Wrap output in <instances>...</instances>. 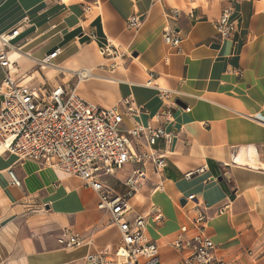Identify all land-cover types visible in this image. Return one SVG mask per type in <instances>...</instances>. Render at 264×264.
<instances>
[{"label":"crops","instance_id":"1","mask_svg":"<svg viewBox=\"0 0 264 264\" xmlns=\"http://www.w3.org/2000/svg\"><path fill=\"white\" fill-rule=\"evenodd\" d=\"M230 5V0H0V34L20 30L11 52L16 64L9 70L0 66V83L9 71L38 89L39 102L49 101L59 85L75 88L100 107L118 106L122 132L148 124L173 132L165 167L147 162V180L128 197L124 216L131 223L144 216L148 237L159 245L158 264H184L189 250L172 243L183 226L186 236L196 234L201 214L219 258L264 264V0H238L231 13L236 30L222 37L216 26ZM134 14L141 24L130 28L127 20ZM166 32L181 37L178 47L166 43ZM113 43L119 54H102ZM56 49L58 56L40 66ZM158 87L169 90L167 101ZM124 99L144 109L131 114ZM166 109L172 119H158ZM251 150L262 165L245 163ZM136 166L118 170L108 187L126 195L125 182ZM10 170L20 186L12 183ZM99 203L98 192L83 178L0 153V264H86L99 252L114 258L121 233ZM155 210L163 213L161 221H155ZM64 233L84 242L66 247L59 241Z\"/></svg>","mask_w":264,"mask_h":264},{"label":"built area","instance_id":"2","mask_svg":"<svg viewBox=\"0 0 264 264\" xmlns=\"http://www.w3.org/2000/svg\"><path fill=\"white\" fill-rule=\"evenodd\" d=\"M237 1L230 0V7L224 10L217 23L216 30L222 37H228L236 30L231 13ZM127 24L137 28L141 20L134 14ZM19 33V28H15L0 34L2 68L9 70L16 64L11 52L16 49L13 41ZM181 40L175 32L165 34L166 43L174 47H178ZM101 52L108 56L119 54L114 44L103 47ZM59 53L60 49H56L41 60L40 66L49 65ZM147 85L154 86V81L149 80ZM157 89L161 100L167 101L169 90ZM0 96L1 153L15 155L18 160L43 161L66 175L83 178L98 192L99 208L108 210L118 225L122 243L114 252V258L109 259L107 253L99 252L89 257L86 264H158L159 245L148 237L144 216H138L134 223L125 220L124 216L130 210L128 197L139 191L147 180V162L151 160L158 169L165 167L173 132L151 124L137 125L122 132L123 115L118 106L100 107L79 96L75 88L66 89L62 85L51 92L49 101L39 102L38 89L14 78L9 71L0 83ZM123 104L127 112L135 115L144 109L128 99H124ZM157 118L170 121L172 113L166 109ZM142 137L145 142L140 141ZM129 164L137 165L125 182L129 190L126 195L117 194L108 187V180ZM9 174L12 183L20 186L21 182L11 170ZM191 175L186 176L190 178ZM224 210L222 207L220 212ZM153 217L155 221H161L163 213L155 210ZM195 222L196 234L186 236L188 227L183 226L182 234L172 243L178 250H189L184 264H228L216 255V244L205 231L206 216L201 214ZM59 241L66 247L80 246L84 242L81 237L66 233Z\"/></svg>","mask_w":264,"mask_h":264},{"label":"bare ground","instance_id":"3","mask_svg":"<svg viewBox=\"0 0 264 264\" xmlns=\"http://www.w3.org/2000/svg\"><path fill=\"white\" fill-rule=\"evenodd\" d=\"M114 44V43H113ZM2 149L0 148V153H1ZM247 155L248 158H246L245 163L247 165H250L252 167H257L262 165V162L258 159V157L256 156L254 151H250V152H246L245 153ZM15 156V155H14ZM263 159V158H262Z\"/></svg>","mask_w":264,"mask_h":264}]
</instances>
